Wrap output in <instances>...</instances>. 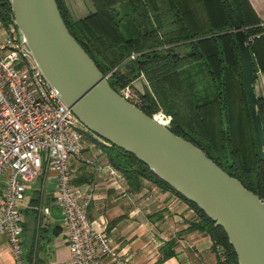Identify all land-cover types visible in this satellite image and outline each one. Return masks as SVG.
<instances>
[{
    "label": "trees",
    "instance_id": "trees-1",
    "mask_svg": "<svg viewBox=\"0 0 264 264\" xmlns=\"http://www.w3.org/2000/svg\"><path fill=\"white\" fill-rule=\"evenodd\" d=\"M90 1L92 11L72 18L64 1L56 0L68 30L106 74L110 86L120 91L142 77L146 86L133 102L150 115L158 108L169 113L170 130L199 146L264 202V160L258 155L242 86L239 46L229 19L234 1ZM240 4L254 81L257 73L264 71V21L249 0H240ZM0 16L5 23H13L9 0H0ZM132 53L134 57H130ZM256 110L264 135V98L259 94ZM86 138L124 175L133 190L148 180L186 200L197 215L189 228L209 233L217 263L238 264L222 226L215 225L194 202L133 153L93 135L86 134ZM42 200L43 195L36 190L29 200L32 206L23 209L22 236L29 264L36 260L44 230L37 207Z\"/></svg>",
    "mask_w": 264,
    "mask_h": 264
},
{
    "label": "water",
    "instance_id": "water-1",
    "mask_svg": "<svg viewBox=\"0 0 264 264\" xmlns=\"http://www.w3.org/2000/svg\"><path fill=\"white\" fill-rule=\"evenodd\" d=\"M13 24L34 62L79 120L99 137L137 156L176 191L221 225L238 264H264V202L191 140L157 122L112 88L68 30L56 0H9ZM229 19L239 46L242 86L258 155L264 135L256 110L252 58L240 0Z\"/></svg>",
    "mask_w": 264,
    "mask_h": 264
},
{
    "label": "built area",
    "instance_id": "built-area-1",
    "mask_svg": "<svg viewBox=\"0 0 264 264\" xmlns=\"http://www.w3.org/2000/svg\"><path fill=\"white\" fill-rule=\"evenodd\" d=\"M119 92L129 99V85ZM151 116L162 125L169 126L171 121L162 108ZM86 141L83 123L43 76L17 27L0 16V238L4 237L15 264H29L23 255V201L37 177L42 195L47 179L52 178L51 201L64 220L70 256L58 264H103V256L114 254L106 219L87 215L92 189L72 182V160L91 162L82 156ZM108 173L125 181L111 165ZM38 210L40 223L49 209L39 205ZM180 241L182 245L190 242Z\"/></svg>",
    "mask_w": 264,
    "mask_h": 264
},
{
    "label": "crops",
    "instance_id": "crops-1",
    "mask_svg": "<svg viewBox=\"0 0 264 264\" xmlns=\"http://www.w3.org/2000/svg\"><path fill=\"white\" fill-rule=\"evenodd\" d=\"M63 1L72 18L93 10L90 0ZM249 1L264 21V0ZM137 80L142 81L145 88L144 79L139 77L134 81ZM253 86L256 94L264 98V71L257 73ZM82 154L91 162L83 160L76 163L72 160V182L76 181L75 185L82 189H92L93 196L87 206L88 217L101 215L107 221L114 254L103 256V264H218L209 233L189 228L197 215L186 200L148 180L141 188L133 190L126 181H120L116 173H108L110 164L106 157L88 139ZM40 183L39 177L30 183L24 198V201L27 198L25 207L32 206L30 197L39 190ZM45 187L40 206L48 207L49 211L43 213L39 223L44 230L32 264H58L70 256L61 210L51 201L52 178L46 181ZM28 237H24L27 242ZM182 238L190 241L189 244L182 245ZM25 253L24 245L23 255L27 258ZM0 261L15 264L4 237L0 238Z\"/></svg>",
    "mask_w": 264,
    "mask_h": 264
},
{
    "label": "rangeland",
    "instance_id": "rangeland-1",
    "mask_svg": "<svg viewBox=\"0 0 264 264\" xmlns=\"http://www.w3.org/2000/svg\"><path fill=\"white\" fill-rule=\"evenodd\" d=\"M138 81V80H137ZM134 81V83H132V85L130 86L129 85V89H130V93H129V99L130 100H132V101H136V100H138V94H139V92H142V90H143V86L142 85H144V83H142V81ZM142 84V85H141ZM84 125V124H83ZM84 127L86 128V134L87 135H95L96 133L94 132V131H92L91 129H89V128H87L85 125H84ZM85 144H87V141L85 142ZM84 154H82V156H83ZM84 157V156H83ZM79 163V162H84L83 160H76V163ZM71 173H72V171H71ZM72 177H73V175H72ZM47 180H49V178L47 179ZM79 186V185H78ZM24 203V206H25V204H26V202H27V198H26V200L25 201H23Z\"/></svg>",
    "mask_w": 264,
    "mask_h": 264
}]
</instances>
